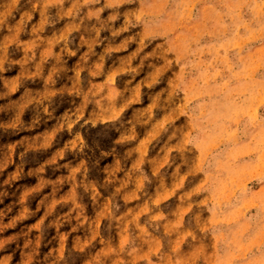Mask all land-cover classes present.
Wrapping results in <instances>:
<instances>
[{"label":"rangeland","instance_id":"1","mask_svg":"<svg viewBox=\"0 0 264 264\" xmlns=\"http://www.w3.org/2000/svg\"><path fill=\"white\" fill-rule=\"evenodd\" d=\"M0 264H264V0H0Z\"/></svg>","mask_w":264,"mask_h":264}]
</instances>
